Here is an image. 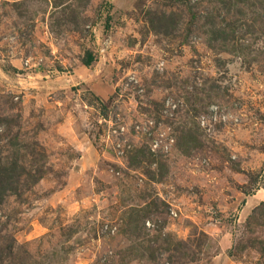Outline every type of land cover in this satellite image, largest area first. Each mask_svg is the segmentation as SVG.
Instances as JSON below:
<instances>
[{"label": "rangeland", "instance_id": "obj_1", "mask_svg": "<svg viewBox=\"0 0 264 264\" xmlns=\"http://www.w3.org/2000/svg\"><path fill=\"white\" fill-rule=\"evenodd\" d=\"M0 264H264V0H0Z\"/></svg>", "mask_w": 264, "mask_h": 264}, {"label": "trees", "instance_id": "obj_2", "mask_svg": "<svg viewBox=\"0 0 264 264\" xmlns=\"http://www.w3.org/2000/svg\"><path fill=\"white\" fill-rule=\"evenodd\" d=\"M91 61H92V57L89 56V57H88V60L85 62V64H86V65H89Z\"/></svg>", "mask_w": 264, "mask_h": 264}]
</instances>
